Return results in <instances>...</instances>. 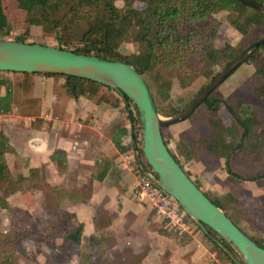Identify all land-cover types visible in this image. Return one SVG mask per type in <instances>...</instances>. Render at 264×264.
I'll use <instances>...</instances> for the list:
<instances>
[{"label": "trees", "instance_id": "16d2710c", "mask_svg": "<svg viewBox=\"0 0 264 264\" xmlns=\"http://www.w3.org/2000/svg\"><path fill=\"white\" fill-rule=\"evenodd\" d=\"M16 1L19 8L26 12L24 25H27V30L14 40L28 42V26H41L44 32L55 33L59 48L132 64L141 74L154 82L156 94L162 98L168 97L173 82L168 78L167 70L174 71L182 84H187L186 82L196 75H206L211 77L212 81L217 75H213L214 66L224 61L227 62V65L230 64L245 50V47L234 46L230 43H226L222 47L216 46L215 41L220 27V22L215 17L216 14L227 11L230 25L244 37L253 28L264 27V10L243 4L238 0H122L123 6L117 5L118 0ZM256 1L264 3V0ZM136 2L145 3L146 7L139 9L135 7ZM13 30L15 27L8 18L5 7L0 4V38L9 37ZM134 35L138 41L144 43V51L131 55L123 54L120 50L122 44L128 37ZM262 48H264V44L260 45L245 62H257L249 83L252 93L264 101V58H261L260 55ZM46 74L64 76L66 86L76 99L86 97L96 102L112 103L107 94H99L103 87L111 90L117 98L115 104L123 103L128 108L134 143H141L138 112L130 100L125 104L124 99L114 89L87 78L57 73ZM204 102L211 114L216 117L211 119L213 124L210 133L199 139L180 140L177 143V150L182 155L194 158L196 161H202L200 159L201 152L209 158H223L230 181L238 185L246 181H254L259 182L264 187V125L257 112L251 108L245 109L241 99H238L237 104L218 97H208ZM221 103H224L234 116L233 125L225 129L219 127ZM156 105L162 115L170 114L164 113L157 102ZM177 111L173 110V113ZM164 129L165 127L162 129L163 136L168 145ZM135 148L133 149L134 155ZM169 149L181 164L180 159L170 147ZM12 150L8 138L1 132L0 180L8 177L9 166L5 155ZM247 150L250 151V156L255 162L261 166V172L250 177H245L232 168L233 156ZM52 159L55 161L59 173L65 172L68 167L66 152L56 150L52 154ZM107 162L104 161L95 176H90L84 183L74 185L70 190H66L60 185L46 184L51 194L56 198V211L51 215V223L48 229H59L57 233L62 238L61 248H64L68 241L79 245L83 242H90L92 252L97 250L103 254L109 246L105 240L107 238L114 239L105 235L101 236V232L104 230L102 223L96 224L95 235L84 237V223L78 220L76 213L67 209L61 210L59 207L65 199H69L71 203H89L94 189V181L96 179L103 180L108 173L107 164L110 165V163ZM184 170L191 177V173L185 168ZM30 172L31 176H35L40 171L32 169ZM138 172L142 173L137 168ZM194 182L200 187L195 180ZM205 194L222 208L239 228L264 247L263 237L251 235L244 228L245 222L248 224L251 222L252 214L246 209L240 196L233 192H227L217 198H212L206 192ZM0 205L4 208H10L9 203L4 198H0ZM17 212L18 215L13 221L14 223L17 221L19 224L15 230L16 234L11 236L0 235V264H17L16 254L11 249H24L22 240L34 236L33 233L24 231L33 217L21 209ZM72 221L74 222L73 230L67 225ZM194 226L195 233L199 231L207 238L212 245L211 250L220 261L227 259L231 264H240L231 259L227 252L211 237L202 232L198 225L194 223ZM209 230L222 240L212 229L209 228ZM222 242L238 258L237 253L226 242L223 240ZM101 243H103L102 246L99 245ZM35 244L37 250L41 251V243L36 240ZM82 255L86 259L88 258L86 253ZM103 262L104 264H112L106 258Z\"/></svg>", "mask_w": 264, "mask_h": 264}, {"label": "crops", "instance_id": "0c3cea01", "mask_svg": "<svg viewBox=\"0 0 264 264\" xmlns=\"http://www.w3.org/2000/svg\"><path fill=\"white\" fill-rule=\"evenodd\" d=\"M72 98L64 76L0 71V133L8 138L13 148L5 155L9 169L11 161H17L18 170L26 180L30 178L32 169L40 171V178L45 170L51 172L52 178L46 176L48 183L60 185L61 181L58 180L61 174L51 159L56 150L66 152L68 167L75 162L77 168L92 170L88 178L95 176L104 161H108V173L103 180L94 181L89 203H71L66 199V209L76 213L78 220L84 223V237L96 234V224L102 223L101 219L98 220L97 209L103 202L110 201L114 202L115 209L111 210L115 211V215L106 219L109 221L104 235L113 237L115 242L110 244L109 249L122 242L123 229L130 226L128 214L133 215L134 259H140L134 264H151L152 258L156 259L152 264L180 262L192 249L188 246L191 241L197 242V246L205 250L213 264H221L214 252L200 244L198 233L179 236L164 225L179 240L171 238L166 231L149 227L150 214L142 211V204L139 203L143 200L129 193V189L137 184L138 175L133 164L134 141L128 108L123 103L116 105V102H96L86 97ZM184 159H187V166L182 164L183 167L190 171L193 180L199 181L204 192L215 195L234 192L232 189L236 183L228 179L227 173L219 171V168L210 169L203 161ZM84 178L82 176V180ZM122 186L127 189L125 192H121ZM43 195L40 190L36 195L38 202L44 198ZM119 198H122V209H119ZM147 203L151 212L154 211L151 204ZM132 234L127 233L125 236L130 237ZM172 241L176 245H172ZM108 251L106 258L115 264ZM191 264L194 262L191 261Z\"/></svg>", "mask_w": 264, "mask_h": 264}, {"label": "rangeland", "instance_id": "374dc122", "mask_svg": "<svg viewBox=\"0 0 264 264\" xmlns=\"http://www.w3.org/2000/svg\"><path fill=\"white\" fill-rule=\"evenodd\" d=\"M116 3L119 6H123L122 0H118ZM0 4H4L3 6L6 9V14L15 27V30H13L12 34L7 37V39L14 40L19 35H23L25 30H27V25H24L26 12L19 8L16 0H0ZM135 7L142 9L146 7V4L136 2ZM215 17L220 22L219 31L215 41L217 47H222L226 43H230L231 45L245 47L246 49L253 41L264 34V27H255L249 32V34H247V36L244 37L230 25L229 14L227 11L219 12L215 15ZM28 29V42H37L43 45L56 47L59 45L55 37V33H46L43 31L41 26L37 25H29ZM120 50L125 55L142 53L144 51V43L138 41L136 39V35L130 36L124 41ZM260 55L261 58H264V48L260 50ZM226 66V61L214 66L213 75L218 74ZM256 66L257 62L243 63L220 85H218L209 97L226 99L234 104H237L238 99L243 100V107H245V109L251 108L252 110H255L264 125V101L252 93L251 85L249 83V79L253 75ZM166 74L168 78L173 81L167 98H162L156 94L154 82H152L148 77L145 78H147L155 101L160 105L162 111L164 113H170L169 115L177 113L188 105L201 92V90L204 89L203 87H206L211 81V77H207L206 75H196L192 79L188 80L186 82L187 84H182L174 71L167 70ZM102 93L107 94L110 97V102L112 103H115V100H117L116 95L107 88L103 87L99 94ZM173 110L178 111L173 113ZM213 118L216 117L211 114L207 104L203 102L185 120L165 127L164 134L168 141V145L184 166H187L185 161L187 159L184 158L189 157L182 155V153L177 150V143L183 139H199L209 134L212 129L213 123H211V119ZM219 119V127L221 129L230 127L234 123V116L229 112L224 103L220 104ZM200 159L208 165V168H219V171L227 173L225 169V160L223 158H209L205 155V153L201 152ZM17 163V161L14 162L12 160L8 177L0 180V198L6 199L10 206V208H4L0 205V235L11 236L16 234L15 230L18 228L19 224L17 221L15 223L13 221L16 219V215H18L17 210H24L33 217L32 221L29 219L30 221L27 227L24 228V231L33 233L34 236L27 237L22 240V246L24 249H11L16 254L18 260L17 264H104L103 261L106 258V252L108 250L115 264H134L137 260H140L134 259V217L131 214H128L130 226L123 229L124 232H122V242L117 245V247L109 249V247H111L110 243L115 242V240L111 238H104L106 239V244L109 246L103 254L97 250L92 252V248L89 245L90 242H83L79 245L72 241H68L64 248H61L60 244L62 243V238H60L57 233L59 229H48L51 223V215L56 211V198L53 194H51L46 185L48 184L46 176L52 178L51 172L43 170L42 178H40L39 172L35 175V177L30 176V178L26 180L22 176L23 174L21 171L18 170ZM232 168L245 177H250L261 172V166L250 156L249 150L233 156ZM90 171L92 170L84 171L81 168H77L75 162H72V166L68 167L65 172L60 173L62 178V180L61 178L58 180L61 181L60 187H63L66 190L72 189L74 185L82 183L83 181L85 182L90 174ZM82 176L86 179L84 178L82 180ZM195 180L198 184H200L197 179ZM128 187L129 184L127 183V188ZM124 189L125 187L122 186L121 192H125L127 190ZM40 190L43 191L44 198L42 197L43 199L38 202L36 195L40 192ZM232 191L241 197L246 209L252 214L250 220L251 222H249V224L247 222L243 224L245 230L251 235L264 238V187L259 182L248 181L239 185L234 184ZM207 194L212 198H217L225 193L215 195L211 192H207ZM121 201L122 198H119V209H122ZM140 202L142 204V211H146L148 215L150 214L149 220L151 222L149 227L155 230L166 231V234H168L171 238L179 239V237H177L173 232L165 229V223L158 217L155 210H152L151 212V208L147 202L139 201V203ZM113 204L114 202L110 203V201L109 203L108 201L105 203L103 202L98 207L99 209H97L96 214L98 216V220H102L103 229H105L106 224L109 221L106 219L115 215V211L111 210L115 209ZM66 205L67 202L65 199L59 207L63 210L66 209ZM67 225H69L71 230L74 229L73 221L71 223H67ZM127 233H133V236H125ZM104 234L103 230V232H101V236ZM197 237L201 241L200 244H204L209 248V250H211L212 245L201 232L198 231ZM36 240L41 243V251H38L36 248ZM184 240L189 242L188 239ZM170 243L172 245H176L173 241ZM197 244V242L191 241L188 246L192 247V249L188 251V254L185 255L183 260L175 264H191V261H193L194 264H213L211 257L205 253V250H203L202 247H198ZM99 245L102 246L103 243ZM97 249L99 248L97 247ZM211 251L213 252V250ZM83 253L88 255V260L82 255ZM154 260L156 259L152 258V262ZM220 262L221 264H231L227 259ZM159 264L167 263L159 262Z\"/></svg>", "mask_w": 264, "mask_h": 264}, {"label": "water", "instance_id": "95a60500", "mask_svg": "<svg viewBox=\"0 0 264 264\" xmlns=\"http://www.w3.org/2000/svg\"><path fill=\"white\" fill-rule=\"evenodd\" d=\"M238 1L264 10L262 2ZM262 44L264 34L220 71L188 105L173 115L159 112L145 76L132 64L121 60L76 53L37 42L0 38V71L57 73L87 78L114 89L126 103L130 100L138 112L142 151L152 169L148 173L150 177L178 201L202 232L222 247L231 259L240 264H264V247L239 228L194 182L171 153L162 130L188 118ZM209 228L237 253L238 258Z\"/></svg>", "mask_w": 264, "mask_h": 264}, {"label": "built area", "instance_id": "2783aa9c", "mask_svg": "<svg viewBox=\"0 0 264 264\" xmlns=\"http://www.w3.org/2000/svg\"><path fill=\"white\" fill-rule=\"evenodd\" d=\"M133 164L142 171L138 172L137 184L129 189L131 196L147 201L156 213L163 219L165 225L179 236L194 235V221L187 215L178 201L161 188L148 174L152 171L142 151V138L140 144H135ZM128 163L130 161L128 160ZM125 167V166H124ZM196 224V223H195ZM197 225V224H196Z\"/></svg>", "mask_w": 264, "mask_h": 264}]
</instances>
